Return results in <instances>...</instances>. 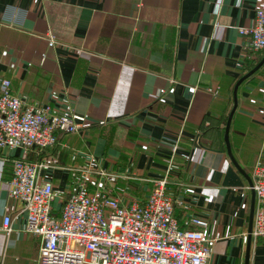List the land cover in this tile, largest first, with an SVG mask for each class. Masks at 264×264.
<instances>
[{
    "label": "crops",
    "instance_id": "obj_1",
    "mask_svg": "<svg viewBox=\"0 0 264 264\" xmlns=\"http://www.w3.org/2000/svg\"><path fill=\"white\" fill-rule=\"evenodd\" d=\"M258 7L264 0H0V79L27 104L85 116L50 148H0V264H38L41 240L8 195L16 158L43 164L55 209L83 180L122 188L128 203L166 178L179 225L201 217L216 238L208 264H264V236L248 237L252 167L264 164V48L240 31ZM260 62L236 89L237 167L225 127L236 83Z\"/></svg>",
    "mask_w": 264,
    "mask_h": 264
},
{
    "label": "built area",
    "instance_id": "obj_2",
    "mask_svg": "<svg viewBox=\"0 0 264 264\" xmlns=\"http://www.w3.org/2000/svg\"><path fill=\"white\" fill-rule=\"evenodd\" d=\"M253 50L264 48V8L255 10L249 28ZM55 44L51 36L48 45ZM161 89L160 92H163ZM85 116L50 112L27 104L11 90L10 80L0 79V148L46 149L55 145L56 132L78 131ZM175 149V147L173 148ZM41 162L13 160L8 195L19 200L26 214L25 231L40 238L38 264H208L216 238L209 235L207 220L194 216L191 227H181L174 204L166 193L167 179L152 180L144 200L122 201L101 188L89 190L86 180L53 207L59 196L50 180L40 177ZM104 175L103 172H100ZM252 189L257 199L251 235L264 236V164L252 167ZM11 218L3 216L9 233Z\"/></svg>",
    "mask_w": 264,
    "mask_h": 264
},
{
    "label": "water",
    "instance_id": "obj_3",
    "mask_svg": "<svg viewBox=\"0 0 264 264\" xmlns=\"http://www.w3.org/2000/svg\"><path fill=\"white\" fill-rule=\"evenodd\" d=\"M262 62H260L257 66H255L252 70H250L247 74H245L243 77H241L238 82L236 83L235 85V88H234V106L229 114V117H228V120H227V123H226V127H225V135H224V140L226 142V145H227V152L231 158V160L233 161V163L238 167V165L236 164V162L234 161L233 157L231 156V153H230V149H229V145H228V130H229V125H230V120H231V117H232V114L234 112V109L236 107V89L239 85V83L245 79L246 77H248L250 74H252L260 65H261ZM251 185H252V182H251ZM254 193V191H253ZM253 212H254V204L251 205V210H250V224H249V240H250V237H251V229H252V219H253ZM249 240H248V249H249Z\"/></svg>",
    "mask_w": 264,
    "mask_h": 264
}]
</instances>
